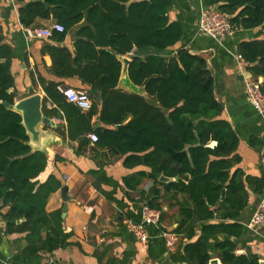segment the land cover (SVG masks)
I'll use <instances>...</instances> for the list:
<instances>
[{
  "label": "trees",
  "instance_id": "trees-1",
  "mask_svg": "<svg viewBox=\"0 0 264 264\" xmlns=\"http://www.w3.org/2000/svg\"><path fill=\"white\" fill-rule=\"evenodd\" d=\"M18 1L23 27H37L38 20L52 19L64 28L53 31L48 38L51 42L41 45V55L51 59L48 72L60 79L76 78L100 95L91 99L90 109L81 111L60 92L62 81L38 74L45 93L43 114L53 116L62 110L70 138L89 131V120L96 115L108 126L93 131L99 146L113 155H125L126 166L152 169L135 174L162 186V190L152 188L155 197L147 202L161 210L160 220L163 209L158 197L170 195L177 206V225L172 230L180 240L170 259L177 264H209L214 258L221 264H261L264 258L250 247L239 252L237 239L243 232L238 217L248 205L249 189L261 194L264 177L238 166L239 137L221 116L223 106L215 98L206 59L189 51L180 22L169 18L173 0ZM207 1L218 4L216 8L228 17L232 29L264 23V0ZM69 34L71 47L61 44ZM3 40L0 22V209L7 207L0 216L5 234L24 233L22 252L37 255L69 244L72 232L63 228L61 209L46 210L47 199L60 181L53 175L44 182L37 180L47 156L28 144L21 115L9 107L16 96L13 49ZM133 47L139 52L150 50L144 58L132 55L127 71L130 80L142 86L153 101L118 86L119 56ZM237 52L252 78H264V38L238 42ZM260 88L264 93V80ZM47 102L54 107L48 108ZM86 142L80 140L79 146ZM160 175L171 180L161 181ZM139 182L134 175L125 178L132 190ZM218 234L229 237L210 243V236ZM121 263L130 264V259L125 255Z\"/></svg>",
  "mask_w": 264,
  "mask_h": 264
},
{
  "label": "crops",
  "instance_id": "crops-1",
  "mask_svg": "<svg viewBox=\"0 0 264 264\" xmlns=\"http://www.w3.org/2000/svg\"><path fill=\"white\" fill-rule=\"evenodd\" d=\"M19 5L18 0H0L3 41L13 49L11 73L16 90L15 101L35 93L45 97L37 81L38 74L48 80L62 81L59 90L73 87L86 91L91 99H99L97 90L82 85L78 79H60L48 72L51 59L49 55H41L40 48L44 41H51L27 34V29L33 27H23L19 23ZM203 8L216 7L207 0H173L168 15L171 20L180 22L185 32L183 43L189 51L201 55L207 61L214 78L215 98L223 106L221 116L231 123L239 137L236 151L241 156V161L238 166L248 174L264 177V166L261 164V158L264 157V113H257L247 99L244 84L247 79L253 78L246 70L245 61L238 58L237 52L238 42L264 38V23L251 29H233L224 39L217 40L197 32V19ZM53 22L55 21L52 19H41L38 20L37 27H46ZM71 43L72 35L69 34L61 44L71 47ZM175 48L172 47L171 50ZM148 53V49L139 52L133 47L123 56L130 60L134 54L144 58ZM260 78L264 80L263 77ZM118 86L133 92L119 83ZM137 88L136 93L153 101L142 86L137 85ZM46 106L54 107L50 102ZM46 117L52 125H46L43 129L51 136H46L41 143L47 162L37 180L44 182L49 175H53L60 181V187L47 199V211L62 208L60 188L66 186L69 201L65 217L62 218L63 228L67 232L71 231L72 235L69 244L65 246L52 252L29 255L21 250L25 243L24 233L5 234L4 222L0 216V264H122L121 259L125 255L130 259V264H177L170 259L171 252L161 235V231H173L172 228L177 225V206L170 195L155 198L161 203L163 216L157 226L146 228L148 240L145 243L137 240L124 224L126 218H140L142 204H148L155 197L153 187L162 190V186L155 184L152 178H140L135 174L138 171L149 173L152 169L144 165L126 166L123 162L125 155H113L107 147L91 141L87 136L89 132L95 131L98 126L108 127L96 115L89 120V131L78 133L74 138L68 135V119L62 110ZM81 124L84 126L83 122ZM82 139L87 142L79 146ZM133 175L140 180L135 190L127 188L125 184V178ZM262 197L264 190L258 195L253 193L252 188L249 189L248 205L238 217L243 232L237 239V244L239 251L248 246L264 258V230L248 226L252 212ZM177 198L181 199V196L178 195ZM6 209L7 207H3L0 212L3 213ZM227 237L229 236L226 234L210 236V243ZM179 240L178 238L176 246Z\"/></svg>",
  "mask_w": 264,
  "mask_h": 264
},
{
  "label": "built area",
  "instance_id": "built-area-1",
  "mask_svg": "<svg viewBox=\"0 0 264 264\" xmlns=\"http://www.w3.org/2000/svg\"><path fill=\"white\" fill-rule=\"evenodd\" d=\"M63 30L64 28L60 23L53 22L46 27L28 28L27 34L33 38L47 39L52 35L53 31L61 32ZM232 31L228 17L217 8H203L200 10L197 19V32L200 35L222 40ZM238 58L243 60L240 54ZM260 83L261 80L259 78L247 79L244 84V90L249 103L255 111L262 114L264 113V93L261 91ZM60 92L68 102L76 105L81 111L90 109L91 98L86 91L73 87H63L60 88ZM87 136L91 141H97L96 133L89 132ZM261 164L264 166V157L261 158ZM160 215L161 210L159 208L143 203L140 218L138 220L126 218L124 224L137 240L145 243L148 240L146 228L148 226H157L160 223ZM248 226H256L264 230V197L258 201L249 219ZM161 235L164 237L168 251H174L179 238L178 234L174 231L164 230L161 231Z\"/></svg>",
  "mask_w": 264,
  "mask_h": 264
},
{
  "label": "water",
  "instance_id": "water-1",
  "mask_svg": "<svg viewBox=\"0 0 264 264\" xmlns=\"http://www.w3.org/2000/svg\"><path fill=\"white\" fill-rule=\"evenodd\" d=\"M47 6L48 4L45 3ZM215 7L218 4H214ZM121 61V72L118 83L122 85L123 88L131 90L133 92L137 91V85H135L128 76V63L129 58L125 56H119ZM261 80V78L259 77ZM262 81V80H261ZM3 103L6 106L9 104L5 101ZM42 103L43 97L39 93L31 94L27 97H24L18 101H15L9 107L15 111H17L22 117V125L25 128L26 134L28 136V144L36 148V150H42L41 143L46 136H51L49 132L43 129L46 125H52V122L43 114L42 111ZM159 180L167 182L171 180V178L165 177L163 175L159 176ZM60 194L63 200L62 208H61V217L64 218L67 209V201H69V196L67 195V188L65 185L61 186ZM3 203V201H2ZM240 252V251H239ZM169 263V260H167ZM221 264L219 259L214 258L209 261V264ZM261 264H264V260L260 261Z\"/></svg>",
  "mask_w": 264,
  "mask_h": 264
}]
</instances>
